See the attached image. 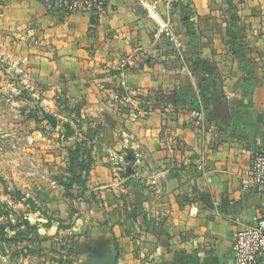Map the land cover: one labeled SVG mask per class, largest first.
<instances>
[{
    "label": "crops",
    "instance_id": "1",
    "mask_svg": "<svg viewBox=\"0 0 264 264\" xmlns=\"http://www.w3.org/2000/svg\"><path fill=\"white\" fill-rule=\"evenodd\" d=\"M13 37L7 56L78 97L95 126L85 194L96 198L79 199L65 227L76 238L56 254L234 264L235 232L264 214V195L240 189L264 149V0H104L99 13L64 16L40 0H0L1 51Z\"/></svg>",
    "mask_w": 264,
    "mask_h": 264
},
{
    "label": "rangeland",
    "instance_id": "2",
    "mask_svg": "<svg viewBox=\"0 0 264 264\" xmlns=\"http://www.w3.org/2000/svg\"><path fill=\"white\" fill-rule=\"evenodd\" d=\"M16 41H3L0 54V264H70L53 246L73 243L76 232L65 227L75 221L77 202L96 198L85 194L95 126L78 97L53 93L31 65L7 56ZM80 174L83 190L75 184ZM38 229L49 232L39 236Z\"/></svg>",
    "mask_w": 264,
    "mask_h": 264
},
{
    "label": "built area",
    "instance_id": "3",
    "mask_svg": "<svg viewBox=\"0 0 264 264\" xmlns=\"http://www.w3.org/2000/svg\"><path fill=\"white\" fill-rule=\"evenodd\" d=\"M48 11L57 15H67L75 12L92 11L99 13L104 6V0H40ZM156 5H153L155 8ZM167 36L172 37L168 27ZM199 109L193 110V118H197ZM201 165L204 159L200 160ZM211 179H207L210 182ZM243 192H253L264 195V149L255 150L250 155L249 166L240 181ZM219 207V203L215 202ZM238 220V218H236ZM234 264H259L264 261V214L255 213L249 224L241 226L234 234Z\"/></svg>",
    "mask_w": 264,
    "mask_h": 264
},
{
    "label": "trees",
    "instance_id": "4",
    "mask_svg": "<svg viewBox=\"0 0 264 264\" xmlns=\"http://www.w3.org/2000/svg\"><path fill=\"white\" fill-rule=\"evenodd\" d=\"M75 155V156H74ZM75 158L76 159H78V155H77V153L75 152H73V157H72V160H75ZM85 176H86V174H85ZM79 178H78V180L76 181V185H77V188L78 189H80V190H83L84 189V177H82L81 176V174L78 176ZM83 187V188H82Z\"/></svg>",
    "mask_w": 264,
    "mask_h": 264
},
{
    "label": "water",
    "instance_id": "5",
    "mask_svg": "<svg viewBox=\"0 0 264 264\" xmlns=\"http://www.w3.org/2000/svg\"><path fill=\"white\" fill-rule=\"evenodd\" d=\"M230 122H231V115L229 113V110L226 109L225 119L223 121V127L227 129L229 124H230Z\"/></svg>",
    "mask_w": 264,
    "mask_h": 264
}]
</instances>
